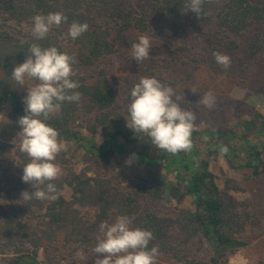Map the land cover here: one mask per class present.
<instances>
[{
	"label": "trees",
	"instance_id": "trees-1",
	"mask_svg": "<svg viewBox=\"0 0 264 264\" xmlns=\"http://www.w3.org/2000/svg\"><path fill=\"white\" fill-rule=\"evenodd\" d=\"M146 2L164 23L175 31L212 20L210 6L213 0H203L199 18L196 13L187 9L189 0ZM84 3L83 0H0V11L16 25L31 21L37 14L47 15L50 12H62L67 17V23L61 24L60 28H68L73 21L87 23L89 30L74 40L79 47L76 59L83 67H93L101 58L110 55L113 48L103 30L102 20L95 22ZM130 14L118 11L110 15L117 20L121 19L122 30L135 26L130 21L133 18L137 25L143 23L141 30L145 31V18L132 17ZM217 17L220 27L237 34L256 24L264 23V0H225ZM23 36L13 42H0V105L11 104L13 119H20L25 115V105L24 94L19 93L23 85L12 79V73L14 68L30 55V46L33 43L43 48L55 46L59 51L65 52L57 37L47 36L36 40L32 33H25ZM259 37L257 34L248 49L252 55L261 49ZM230 46L235 48L237 44L230 41L227 47ZM72 79L80 85L76 89L82 94L80 101L63 102L60 113L51 115L46 123L58 131V139L67 148L57 155L56 161L63 159L65 152L76 144L85 152L91 165L80 172L69 170L63 177L53 181L58 190L56 200H23L21 193L34 192L35 189L21 179L23 166L29 162L26 154L22 156L19 175L6 176L5 180L10 189H4V192L6 195L16 194L22 204L20 209L27 217L35 216L38 225L25 223L10 214L0 222V234L7 236L14 246V255L9 257L6 264H38L39 249L45 242L52 244L60 241L61 235L64 236L65 245L93 252L97 244L96 239L86 233L87 228L82 226L84 223L76 206L93 207L97 210L94 225L118 215L132 218L134 228L139 227L153 233L154 239L150 241L149 249L157 246L160 253L158 256L173 255L178 251L172 242L173 233L181 234L187 242L200 236L210 241L216 253L211 264H220L225 257L232 256L246 246L238 236L249 227L259 228L264 223V208L255 211L250 203L240 201L230 194L232 190L243 189L232 180L226 181L224 189H220L215 174L209 169L213 157L221 154L219 140L226 144L229 142L227 135L233 133L223 130H195L192 134V154L180 152L173 155L163 152L152 145L148 137L129 129L119 115L111 120L109 110L115 106L118 97L104 72H100L92 83H88L87 78L79 74ZM83 104L90 110L97 111L95 123L89 124V128L92 133L100 129L103 138L100 146L82 137L77 127L75 128ZM259 121H262L260 129L264 132V116L261 114L247 125L251 128L257 127ZM9 128L8 123H0L1 137L9 134ZM199 136L210 138L212 141L206 142L201 149L197 148L195 139ZM214 142L217 144L215 148ZM243 143L246 154L243 166L251 170L249 179L263 178L264 147L248 140ZM232 148L237 152L239 147L234 143ZM3 151L4 145L0 141V163ZM115 153L127 158L134 154V162L146 170L145 175L136 174L133 181L125 183L123 171L109 169L110 160ZM172 162L178 163V166L186 163L187 172L182 176L178 173L172 177L168 176V172L172 170ZM164 166L168 171L163 173ZM89 171H92L93 175H90ZM67 187L72 191L70 201L63 194ZM167 195L178 204L191 197L192 208L180 209L175 217H163L150 211H142L144 199L158 201ZM16 206L19 205H13L12 208L15 209ZM38 213L40 215L36 216Z\"/></svg>",
	"mask_w": 264,
	"mask_h": 264
},
{
	"label": "rangeland",
	"instance_id": "rangeland-1",
	"mask_svg": "<svg viewBox=\"0 0 264 264\" xmlns=\"http://www.w3.org/2000/svg\"><path fill=\"white\" fill-rule=\"evenodd\" d=\"M83 1L84 7L95 22L102 20L103 30L108 35L113 51L110 55L101 58L93 67H83L77 63V59L72 67L76 74L86 77L88 83L95 81L100 72L106 74L118 97L115 106L109 110L111 120L119 115L127 123L130 93L141 77L156 78L161 83L172 87L178 95L184 97L181 107L195 113L198 131L223 130L233 133L227 135L229 144L219 140V146H228V152L213 157L209 167L216 176L219 188L224 189L225 182L232 180L243 189L232 190L230 194L240 201L250 203L255 211L264 208V177L257 180L249 179L251 170L243 166L246 157L243 142L248 140L264 147V132L260 129L262 121L258 122L257 127L251 128L247 125L257 115L264 116V23L256 24L237 34L231 33L220 27L218 23L217 15L221 12L225 0H213L210 6L212 20L209 23L175 31L164 23L146 0ZM118 11L131 13L132 17H144L147 24L146 30H141L143 23L137 25L133 18L130 21L135 26L122 30L121 19L117 16L119 18L117 20L110 15ZM32 24L33 19L16 25L0 11V42L9 43L23 38L25 33H31ZM67 31L66 27H53L48 36L57 37L65 52L76 58L79 47L67 36ZM257 34L260 35L261 49L257 54L252 55L248 49L255 41ZM140 35L149 36L152 47L149 58L137 64L131 56V46L137 42ZM230 41L237 46L227 47ZM215 51L230 56V68L225 70L216 63L213 56ZM35 84V80L26 77L25 85L19 89V93L24 94L25 98L27 88ZM209 91L216 97V106L211 110L203 105H197L199 99ZM11 110V104L0 105V123H8L10 127L9 134L5 137H1L2 130L0 131V141L4 145L1 155L3 159L0 163V222L10 214L17 216L25 223L37 226L38 219H35V216L27 217L20 209L22 207L20 198L14 193L6 195L4 192V189H10L5 180L6 176L19 175L20 160L24 155L16 150V145L13 143L22 129L18 124L19 119L12 118ZM96 115V110L92 111L83 104L74 126L82 137L100 146L103 143L100 129L92 133L89 128V124L95 123ZM210 141L212 139L199 136L196 137L195 144L201 149L206 142ZM234 143L239 147L237 152L232 148ZM213 145L214 148L217 146L215 142ZM192 153L193 150L188 152V154ZM128 160L129 158L124 155L115 153L109 164V169L124 172L127 184L135 179L136 174L144 176L146 171L134 160L131 164H126ZM55 163L61 168V174L58 177H63L69 170L80 172L91 165L87 161L85 152L76 144L65 152L63 159L55 160ZM170 169H172L168 172L170 177L175 173L182 176L187 172L186 163L178 166V163L172 162ZM92 171H89L90 175H93L94 171ZM162 171L164 173L168 170L164 166ZM63 194L68 201L71 200L70 188H65ZM191 201V197H188L178 204L168 195L158 201L144 199L142 211H150L163 217H175L180 209L192 208ZM13 205L19 206L14 209ZM76 207L84 223L82 226L87 228L86 233L95 237L96 242L101 237L99 225L104 222L111 224L117 217L94 225L97 210L93 207ZM38 215L40 213L36 214ZM130 219L132 221V218ZM132 226L134 227L133 222ZM238 239L246 243V246L232 256L225 257L220 264H264V223L259 228L249 227L238 236ZM172 242L178 251L173 255L157 256L156 264H211V260L216 257L214 245L202 236L187 242L181 234L173 233ZM21 245L26 244L21 243ZM13 255L14 246L7 236L0 234V264H6L9 257ZM98 258L103 257L85 248L65 245L63 235L58 242L52 244L45 242L38 252V264H95Z\"/></svg>",
	"mask_w": 264,
	"mask_h": 264
},
{
	"label": "clouds",
	"instance_id": "clouds-1",
	"mask_svg": "<svg viewBox=\"0 0 264 264\" xmlns=\"http://www.w3.org/2000/svg\"><path fill=\"white\" fill-rule=\"evenodd\" d=\"M202 3L203 0H189L186 7L199 18ZM63 23H67V17L62 12L37 14L33 17L32 36L42 40L53 27L58 28ZM88 30L87 23L73 21L68 27L67 36L75 40ZM151 47V38L140 35L131 46L133 60L137 64L147 60ZM29 53L12 73V79L19 85L25 84L26 77L38 81L27 88L23 100L25 115L18 121L22 131L13 141L16 150L29 158V162L23 166L21 179L35 189L21 195L23 200H56L58 190L52 182L61 174V168L55 160L67 148L58 139V131L46 121L51 115L60 113L63 102H79L81 99L82 94L76 91L80 85L72 79L76 75L72 67L76 58L55 46L43 48L36 43L30 46ZM213 56L225 70L230 68V56L219 51L213 52ZM183 99L172 87L156 78L141 77L130 93L126 126L136 134L148 137L151 144L163 152L173 155L190 152L193 148L192 134L197 130L196 115L181 107ZM197 105L211 110L216 106V97L209 91L199 99ZM227 152L228 148L221 146V155ZM135 158L133 154L126 164H131ZM99 229L101 237L93 252L103 258L96 259L95 264H156L159 249L157 246L149 249V243L154 239L153 233L134 228L129 217L118 215L111 224L101 223Z\"/></svg>",
	"mask_w": 264,
	"mask_h": 264
}]
</instances>
